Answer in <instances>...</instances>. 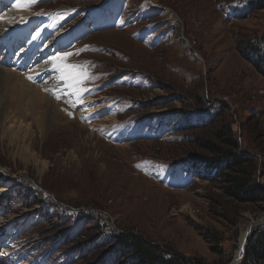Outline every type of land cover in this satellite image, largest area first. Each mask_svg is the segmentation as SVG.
<instances>
[{
    "label": "rangeland",
    "instance_id": "obj_1",
    "mask_svg": "<svg viewBox=\"0 0 264 264\" xmlns=\"http://www.w3.org/2000/svg\"><path fill=\"white\" fill-rule=\"evenodd\" d=\"M11 6L0 18L15 19L5 13ZM25 7L28 24L64 40L55 55L33 51L34 60L72 53L64 56L78 64L69 89L81 93L60 106L66 119L43 117L34 102L15 108L11 66L0 64V264H134L122 251L125 233L205 264H230L243 230L250 242L264 226V203L225 193L209 166L216 157L194 142L213 139L210 126L226 107L237 153L258 154L264 187V74L239 47L263 44L264 8L255 0ZM91 99L102 108L93 115L83 103Z\"/></svg>",
    "mask_w": 264,
    "mask_h": 264
},
{
    "label": "bare ground",
    "instance_id": "obj_2",
    "mask_svg": "<svg viewBox=\"0 0 264 264\" xmlns=\"http://www.w3.org/2000/svg\"><path fill=\"white\" fill-rule=\"evenodd\" d=\"M2 1L5 6H3V8L2 6H0L1 11L2 9L4 10V7H6V5H8L9 7L13 5L11 6V9L23 7L21 10L15 11L10 9V11L5 12L7 14H13L15 16V19H13V21L11 22L0 18V64L6 67L11 66L8 67L10 69H6L8 71L6 73L8 80L14 82L11 93V96L13 97L11 104L15 108L20 109L22 102H34L35 104L33 103V108L38 107L44 109L43 113H41L43 117L64 119L65 115L60 111V106L63 104H69L72 101H77L81 93H77L76 91H71L69 89L71 86H73L74 81L72 72L74 69L71 67V65L77 66L78 64H73L71 60H67V58L62 55L54 56V58L50 57L51 59L49 60L46 59V57L35 60L33 57H31L33 59H30L31 54H33L32 52L37 49L38 57L45 56L47 52L55 55L57 50H62L64 40L60 39V33L57 35H52L53 30L51 28H48L47 26H40L39 24L35 25V20H32L29 24L27 23L29 19H32L31 17L28 18V16L33 15L32 13L28 14L30 10L29 8L25 7L29 5L30 0H21L18 4L15 0ZM29 27L31 28L29 29ZM31 29H33V31L37 33L33 36L37 41L27 40L28 37L29 39L31 38L29 36V32ZM44 38L49 41L45 45H43ZM14 43H17L19 48L17 49V53H15V55L13 56V53H11V51H15L12 50L15 48ZM1 46H3V48H6L4 52ZM52 47H54V51L53 49H51ZM6 55L12 57L10 64L9 61H3ZM11 62H13V64H11ZM22 66H24V68L26 69L28 68L26 66H29L30 69L28 70V72L26 71L27 73L23 71ZM13 67H16L17 69L15 70V68ZM85 75L86 73H84L80 79H84ZM29 76L32 77L33 81L36 80L35 82L37 85L29 80ZM60 95H63V97H66V99L60 98ZM83 103L88 104V107L86 109L89 108L88 113L90 115L98 113L102 110V108L100 109L93 106L94 100L92 99ZM55 104L57 106L53 107ZM68 123H70V121ZM253 225H255V223ZM253 225H251V228H253ZM249 233L250 230L248 228H245L243 230L240 239L241 246L233 264H242L243 258L247 253L246 245Z\"/></svg>",
    "mask_w": 264,
    "mask_h": 264
},
{
    "label": "trees",
    "instance_id": "obj_3",
    "mask_svg": "<svg viewBox=\"0 0 264 264\" xmlns=\"http://www.w3.org/2000/svg\"><path fill=\"white\" fill-rule=\"evenodd\" d=\"M255 1L256 8H264V0ZM262 41L263 44L261 41H249L246 46L240 44L239 47L241 50L245 47L242 51H245L246 57L264 74V36ZM254 56L257 60H254ZM222 111L221 117L210 126L214 127L209 131L212 132L213 139L197 137L194 144L216 157L209 162V166L218 172L225 193L238 203H264V187L256 177L261 172L258 154L237 153L239 140L233 131V122L222 117L227 111L226 107ZM210 127L206 128L209 130ZM206 128L203 129L204 132L209 133ZM118 237L124 248L122 251L134 258V264H205L134 233ZM244 264H264V226L251 234Z\"/></svg>",
    "mask_w": 264,
    "mask_h": 264
},
{
    "label": "water",
    "instance_id": "obj_4",
    "mask_svg": "<svg viewBox=\"0 0 264 264\" xmlns=\"http://www.w3.org/2000/svg\"><path fill=\"white\" fill-rule=\"evenodd\" d=\"M264 220V219H263ZM260 222V220H257V221H254L253 223H255V225H257V223H259ZM249 238V237H248ZM248 244H249V239L247 240V250H248ZM246 255H247V253L245 254V256H244V258H243V260L246 258ZM237 256V255H236ZM236 256H235V258L231 261V263L230 264H233V262H234V260L236 259ZM243 262V261H242ZM241 264V263H240Z\"/></svg>",
    "mask_w": 264,
    "mask_h": 264
},
{
    "label": "snow or ice",
    "instance_id": "obj_5",
    "mask_svg": "<svg viewBox=\"0 0 264 264\" xmlns=\"http://www.w3.org/2000/svg\"><path fill=\"white\" fill-rule=\"evenodd\" d=\"M71 55H73V54L72 53H64V56H71ZM61 58H63V57H61ZM57 67H59V66H57ZM71 67L72 68H76L77 66L76 65H71ZM65 70H67V69H65ZM29 79H32V77L29 76Z\"/></svg>",
    "mask_w": 264,
    "mask_h": 264
}]
</instances>
